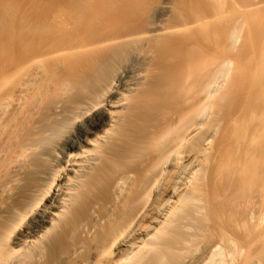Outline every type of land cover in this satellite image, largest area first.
<instances>
[{"label":"bare ground","instance_id":"1","mask_svg":"<svg viewBox=\"0 0 264 264\" xmlns=\"http://www.w3.org/2000/svg\"><path fill=\"white\" fill-rule=\"evenodd\" d=\"M5 4L0 264H264V0Z\"/></svg>","mask_w":264,"mask_h":264},{"label":"rangeland","instance_id":"2","mask_svg":"<svg viewBox=\"0 0 264 264\" xmlns=\"http://www.w3.org/2000/svg\"><path fill=\"white\" fill-rule=\"evenodd\" d=\"M0 1L3 2L4 0H0ZM9 1H10V3L12 2V0H8V2H9ZM6 2H7V1H6ZM10 3H9V4H10ZM3 4H5V2L0 4L1 7H2L1 10H2V9L4 10V8L6 9V7L3 8V6H2ZM9 4L7 3V4H5V6H7V5H9ZM9 6H10V5H9ZM8 8H9V7H8ZM3 10H2V11H3ZM4 12H6V11H4ZM2 13H3V12H2ZM2 13H1V14H2ZM240 81H241V80H240ZM238 82H239V80H238ZM238 82H237V83H238ZM244 82H245V81H244ZM242 83H243V82H242ZM246 84H248V82H247ZM237 85H239V84H237ZM243 85H244V84H243ZM241 86H242V85H241ZM241 86H237V88H240ZM245 86H246V85H245ZM249 86L251 87V85H249ZM242 87H244V86H242ZM247 87H248V86H247ZM250 87H249V89H250ZM253 87H254V86H253ZM251 88H252V87H251ZM249 89H248V90H249ZM237 90H239V89H236V91H237ZM240 90H243V88L240 89ZM246 90H247V89L245 88V91H243V93L246 92ZM248 90H247V91H248ZM253 90H254V92H255V89H254V88H253ZM251 91H252V90H251ZM239 92H240V91H238V93H239ZM252 92H253V91H252ZM241 93H242V92H241ZM246 93H247V92H246ZM248 93H249V92H248Z\"/></svg>","mask_w":264,"mask_h":264}]
</instances>
